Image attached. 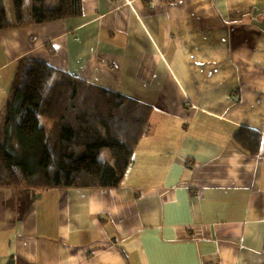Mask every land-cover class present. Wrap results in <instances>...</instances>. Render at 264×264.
<instances>
[{"label":"crops","instance_id":"1","mask_svg":"<svg viewBox=\"0 0 264 264\" xmlns=\"http://www.w3.org/2000/svg\"><path fill=\"white\" fill-rule=\"evenodd\" d=\"M80 2L0 30V120L29 58L147 102L150 127L117 188L0 187V264H264V0Z\"/></svg>","mask_w":264,"mask_h":264},{"label":"trees","instance_id":"2","mask_svg":"<svg viewBox=\"0 0 264 264\" xmlns=\"http://www.w3.org/2000/svg\"><path fill=\"white\" fill-rule=\"evenodd\" d=\"M0 0V30L79 17L80 0ZM153 107L45 61L22 59L0 120V187L120 186ZM256 151L260 136L246 141ZM256 142V147L250 143Z\"/></svg>","mask_w":264,"mask_h":264},{"label":"rangeland","instance_id":"3","mask_svg":"<svg viewBox=\"0 0 264 264\" xmlns=\"http://www.w3.org/2000/svg\"><path fill=\"white\" fill-rule=\"evenodd\" d=\"M6 2L8 3V2H9V0H6Z\"/></svg>","mask_w":264,"mask_h":264}]
</instances>
